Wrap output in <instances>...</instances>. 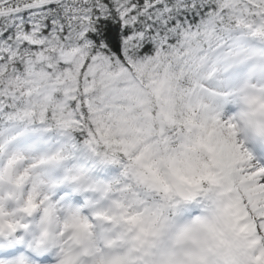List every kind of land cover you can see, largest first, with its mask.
I'll return each mask as SVG.
<instances>
[{"label": "snow or ice", "instance_id": "obj_1", "mask_svg": "<svg viewBox=\"0 0 264 264\" xmlns=\"http://www.w3.org/2000/svg\"><path fill=\"white\" fill-rule=\"evenodd\" d=\"M256 43L264 0H0V264H264V96L197 91Z\"/></svg>", "mask_w": 264, "mask_h": 264}, {"label": "clouds", "instance_id": "obj_2", "mask_svg": "<svg viewBox=\"0 0 264 264\" xmlns=\"http://www.w3.org/2000/svg\"><path fill=\"white\" fill-rule=\"evenodd\" d=\"M258 49H264V43H256ZM228 50H213L206 53L208 62L206 72L210 78L200 82L198 94L206 111L211 116H216L222 123H232L243 126L242 115L250 112V107L245 101L246 96H264V52L255 54L245 63L235 60H221ZM257 119H264L258 116ZM249 139L258 152H264V140L261 139L256 128H249ZM82 139V137H79ZM118 171V170H114ZM193 214H198L194 210Z\"/></svg>", "mask_w": 264, "mask_h": 264}]
</instances>
